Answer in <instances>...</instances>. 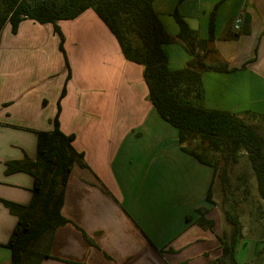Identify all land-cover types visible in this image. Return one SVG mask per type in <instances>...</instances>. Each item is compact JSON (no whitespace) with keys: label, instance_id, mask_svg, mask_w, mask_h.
Returning <instances> with one entry per match:
<instances>
[{"label":"crops","instance_id":"crops-1","mask_svg":"<svg viewBox=\"0 0 264 264\" xmlns=\"http://www.w3.org/2000/svg\"><path fill=\"white\" fill-rule=\"evenodd\" d=\"M224 1L230 0L206 5L203 0H154V10L176 36L180 28L172 17L177 8L204 40L209 36L208 13ZM232 5L241 26L234 25V31L220 26L218 12L214 51L207 59L209 64L226 63L229 71L202 74L200 104L255 124L250 113L264 115V0H233ZM42 25L48 24L25 20L17 34L10 23L0 29V199L31 202L33 176L7 174V164L36 160L38 133L52 131L58 101L60 131L74 136L73 147L83 160L74 163L66 185L62 214L70 223L57 228L51 256L40 264L215 262L222 255L220 239L228 242L231 236L222 227L226 210L213 200L214 169L182 150L177 129L149 99L144 67L124 58L115 36L88 9L58 22L69 69L59 39L63 63L55 73L47 45L52 42L58 56L53 36L58 35L50 24L53 35L42 37ZM182 59L186 65L190 56ZM198 210L214 221L212 229L197 224ZM232 213L239 217L237 208ZM17 222L0 202V264H11L5 245ZM235 257L238 264H264V211L248 227L241 223Z\"/></svg>","mask_w":264,"mask_h":264},{"label":"trees","instance_id":"trees-1","mask_svg":"<svg viewBox=\"0 0 264 264\" xmlns=\"http://www.w3.org/2000/svg\"><path fill=\"white\" fill-rule=\"evenodd\" d=\"M88 9H92L115 36L124 58L144 67L143 79L149 99L160 117L177 129L182 150L200 163L211 166L214 177L220 160H223L224 178H227L229 165L238 163L240 153L244 151L264 203V136L260 133V129L264 130V115L250 113L257 121L252 124L234 113L209 110L200 104L204 93L202 74L206 71H229L224 62L209 64L207 61L214 51L215 14L210 19L209 36L202 40L177 9L173 15L180 31L176 36L170 35L154 10V0H0V29L10 23L12 33L17 34L25 20L52 24L69 69L64 50L65 37L58 22L73 20ZM170 43L180 44L190 56L181 70H171L168 66L163 46ZM70 78L69 72L67 80ZM65 93L64 87L60 99ZM57 106L52 131L38 133L36 160L7 164V174L26 172L34 178L32 199L28 205L0 199L18 218L5 245L11 252V264H40L44 258H50L55 231L70 223L62 214L64 195L72 167L76 161L82 162L83 156L73 147L74 136L60 131V101ZM197 139L202 153L188 148V144ZM208 150L218 155L215 163L206 158ZM225 180L224 189L227 186ZM207 200L211 202V187ZM197 212V224L212 229L214 221L206 218L207 212ZM227 218L233 226L231 239L228 242L220 239L222 255L210 264H238L235 245L240 236L241 222L232 212H227ZM85 238L91 243L87 236ZM42 241L44 246L39 250L37 247Z\"/></svg>","mask_w":264,"mask_h":264},{"label":"rangeland","instance_id":"rangeland-1","mask_svg":"<svg viewBox=\"0 0 264 264\" xmlns=\"http://www.w3.org/2000/svg\"><path fill=\"white\" fill-rule=\"evenodd\" d=\"M210 1L212 0H203V3L206 5V3ZM223 3H222L223 6L220 5L215 10L212 9L211 12L208 13L209 14L208 19L210 21L212 14L214 13L215 15H217L219 12L218 24H220V26L229 25L234 31V25H237V23H236V17H234L235 6L232 5L233 0H230L229 2L224 1ZM203 14L204 13H202V17ZM172 18L175 19L174 16ZM206 23L207 22L203 20V29L205 30V32H206ZM238 25L241 26L240 23ZM40 27H41L40 29H41L42 37L45 36L49 38L51 34L53 35L51 30L52 26L50 24L42 25ZM53 36L56 38V40H54L55 41L54 46H55V53L58 56H56L52 52L53 44L52 42H49L47 45L49 48V60L54 72L59 73L61 69V64L63 63V56L62 55L59 56L58 54L59 50L57 48L58 47L57 43L59 42V38L58 36L55 35ZM132 38L134 39L135 43L138 42L135 35H133ZM164 48L168 60L171 64L170 66L171 69L178 70L186 66L184 61H182L184 60L182 58L185 59L189 58V54L180 44L170 43V44H166ZM55 81H60V79L55 77ZM260 133L264 136V130L260 129ZM199 143L200 141L198 139L193 140L190 142V144H188V148L194 149L198 153H202L200 150ZM217 157L218 155L211 150L210 151L208 150L206 153V158L210 160L211 163H215V161L218 159ZM218 166H219V170L218 173L215 175L214 178L215 182L212 189L213 200L220 205L221 209L224 208L226 210L225 211L226 213L233 212V209L237 208L243 227H248L249 223H251V220H253L256 217V215L260 213V211H264V203L262 202L259 196L257 180L254 176V172L252 170L250 161L246 153L242 151L240 153L238 163L234 165H229L226 176L227 178H224L222 174L224 161L220 160ZM223 180H225V183L227 185L226 188L224 189L228 197V200L226 202H223L221 199V196L223 195V187H222V184H224ZM222 221H223L222 227H224L226 231L227 230L230 231V236H231L233 232V226L230 223V221L226 218V215L223 216ZM43 246H44V241H42L39 244L37 249L42 250Z\"/></svg>","mask_w":264,"mask_h":264},{"label":"built area","instance_id":"built-area-1","mask_svg":"<svg viewBox=\"0 0 264 264\" xmlns=\"http://www.w3.org/2000/svg\"><path fill=\"white\" fill-rule=\"evenodd\" d=\"M236 23H237V25L235 26V28L238 29L239 28L238 24L241 23V19H237Z\"/></svg>","mask_w":264,"mask_h":264}]
</instances>
